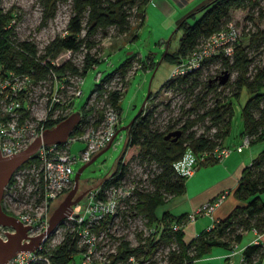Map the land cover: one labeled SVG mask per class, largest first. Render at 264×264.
I'll use <instances>...</instances> for the list:
<instances>
[{"label": "trees", "instance_id": "16d2710c", "mask_svg": "<svg viewBox=\"0 0 264 264\" xmlns=\"http://www.w3.org/2000/svg\"><path fill=\"white\" fill-rule=\"evenodd\" d=\"M146 1L72 0L73 13L68 18L66 33L53 36L44 44L43 51L38 54L32 41L25 38L10 37L8 39L4 37L11 33L12 28L4 26L8 17L0 10V74H4L8 69L31 71L30 68L34 67L32 75L35 78L39 77L47 71V64H50L49 61L43 64L39 58L55 55L63 48H70L74 51L82 46L85 50L80 65L73 63L70 58L63 63L51 65L57 70L66 68L69 73L83 74L88 66L98 59L99 40L96 39L95 34L99 32L101 35H105L108 27L111 26L114 28L115 34L125 32L131 24L129 20L130 6L136 7L133 14L142 20ZM255 1L208 0L202 3L196 9L180 17L177 22V28L181 29L178 45L173 50H164L162 57L171 62L186 57L201 40L224 25L232 7L248 3L254 4ZM44 13L45 16L52 15L54 10L51 9ZM262 40H264V28L249 33V45ZM96 44L97 53L90 50ZM247 47L238 39L233 44L230 53L219 49L218 52L204 56L198 66L169 75L159 88L152 92L154 95L164 88L182 87L194 93V88L202 83L203 89L198 93L195 92L194 102L187 108L188 112H195L193 115H187L179 120H168L160 126L159 121L155 118L156 104H151L140 111L126 126V140L117 158L116 167L111 172L112 177H105L103 183L106 184L107 181L116 180L122 176L129 161L135 157L140 156L142 159L154 160L159 169L152 172L150 176L152 188H142L134 184L132 190V195L135 196L134 202L129 205L133 206L135 212L142 213L147 217L149 227L157 218L163 220V224L158 233L157 228H152V226L147 235H142L139 230L137 242L134 244L129 243L128 239L124 237H119L115 251L108 253L109 264H142L144 261L143 264H154V252L162 245L168 246V248L165 262L160 264H220L209 260L214 246L220 245L231 250L232 242L241 239L244 229H254L257 233L264 231V145L251 157L249 163L242 167L238 180L231 190L238 201L228 213L218 217L209 228H204L195 236L185 240L181 226L184 213L174 216L167 209H163L160 214L156 213L158 204L163 203L170 195L182 193L185 188L186 176L174 170L172 161L180 156L187 146L197 151L211 148L223 142L232 113L230 96H238L242 86H245L249 92L241 104L243 131L249 141L264 138V64H257L250 70L251 56L248 54ZM131 55L95 82L83 105L79 108L80 119L72 130L78 129L87 115V119L93 118L94 120H99L102 117L103 109L98 101L102 84L114 74H118L123 85H126L132 66ZM217 57L223 62L224 67L222 68L229 70V75L234 68L238 69L237 76L232 80L233 92L231 93H225L219 88L224 82L219 83L217 79H212V76L201 77L202 68L208 61ZM146 60H148V65H154L150 55ZM122 91L116 87L110 89L107 99L118 106ZM210 92H212L211 103H207L204 97ZM198 106L202 108L200 111L197 110ZM68 113L56 118H45L44 126H52ZM206 117L210 120L207 130L210 126H215L212 133H196L193 128H190L197 120ZM174 127H180L181 134L176 139L164 137V133ZM34 155L32 153L25 161L30 160ZM216 160H218L216 156H210L202 163ZM67 188L68 186L65 190ZM2 206L5 208L4 205ZM5 210L8 211L6 208ZM175 223L179 225L174 226ZM79 249L81 248L77 244L76 237L67 227L60 241L50 249L52 264H67L72 253ZM131 255H134L138 261L131 260ZM228 256V254H224L225 259ZM263 257L264 244L260 241L248 242L242 248L244 264H264ZM199 258L202 260L195 261Z\"/></svg>", "mask_w": 264, "mask_h": 264}, {"label": "rangeland", "instance_id": "374dc122", "mask_svg": "<svg viewBox=\"0 0 264 264\" xmlns=\"http://www.w3.org/2000/svg\"><path fill=\"white\" fill-rule=\"evenodd\" d=\"M150 7L151 5H145V11L154 10ZM51 9L54 10V13L45 16L44 12H49ZM135 9L136 7L134 5L130 6L129 20L131 24L125 32L115 34L114 28L111 26L108 27L107 34L101 35L99 32L95 34L96 39L99 40V59H97L94 64L88 66L82 74V80L80 82L81 92L79 94L73 93L77 82V75L75 73H70L66 89L62 93L66 97H70L69 106L67 108L68 112L79 109L83 105L91 89L94 87L95 82L99 81V79L107 72L114 69L120 62L132 54V66L129 70L128 81L125 88L122 89L123 91L118 101V107L120 110L119 121L117 123L118 130L111 143L95 155L81 169L76 194L85 186L98 183L116 167L117 158L123 149L127 136L126 127L119 126L121 124H126L134 116L142 104L148 90L151 91L146 97L141 111L151 104H156L155 118L159 121V125L161 126L168 120L174 121L179 120V118H184L187 115H193L195 112H188L187 108L194 102L195 92L198 93L203 89L201 83L194 88V93L189 92L182 87H169L161 89L154 95L152 94V92L156 91L161 83L169 76L173 62L161 58L162 53L166 47H168V49H173L178 45V38L181 29L175 28L176 24L174 23L169 28H161V16L157 13H153L150 14V19H148L147 11L145 21L143 23H138L139 18L135 17L133 14ZM0 10H2V12H4L3 14H6V17H8L6 22L11 20L13 22V29L11 31L13 38H25L32 41L35 44L36 52L40 53L43 51L44 44L48 42L49 39L53 36L66 33L68 18L73 13V4L72 0H0ZM227 20L236 23L238 26L237 32L239 39L243 44L248 46V54L251 56L249 69H253L257 64H264V40L253 42L249 45V33L256 29L264 28V0H256L254 4L248 3L232 7L227 15ZM134 32L136 33L135 35L133 34ZM84 50L85 48L83 46L78 50H71L69 54L70 60H72L73 63L80 65L82 63ZM90 50L97 53V44ZM149 54L152 57L154 65L147 64L148 60L146 59ZM222 67H224V65L220 58L217 57L210 60L204 68H202L201 77L213 76L218 73ZM237 74L238 69L234 68L230 71V75L226 80L228 83H225V81L219 88L225 93L233 92L232 80H234ZM42 87V83L38 84L37 87L33 89L32 94L34 95L40 92ZM248 95L249 92L247 91V88L242 86L238 96H230L232 113L228 131L224 136V142L225 145L229 146L231 149H236L235 146L241 143L245 136L243 131L241 104ZM211 96L212 92L206 95L204 100H206L207 103H211ZM91 100H93V98H91ZM98 101L99 105L104 102V100L101 99V96ZM182 105L183 107L181 108ZM197 108L199 111L202 109L201 106H198ZM209 123L210 120L206 117L197 120L190 128H193L196 133L205 132L210 134L215 130V126H210L207 130V125ZM85 143L84 139H73L70 143V151L78 155L79 150L85 146ZM263 145L264 138L250 140L248 144L242 146L240 153L244 155V158L248 159L252 155H255ZM93 153L94 152H92L90 156ZM222 158L214 162H204L196 165L193 173L186 176L185 188L180 199H187L189 196H193L200 191L202 193L209 191L211 189V184L220 177L224 170ZM84 161L85 160L78 158L76 161L72 162V174ZM158 169L159 166L154 160L142 159L140 156L135 157L126 169L125 183L135 184L142 188H152L153 184L150 181V176L152 175V172H155ZM62 195L57 200L54 199L51 211ZM167 195L169 196L168 193ZM171 196L172 195L167 197L166 200ZM178 196L175 197L178 199ZM22 197L25 198L23 199ZM134 197L135 196L132 195L128 200L122 202L114 215L108 216L104 222H101L104 229L111 236L106 239L109 241H105L98 246V251L100 252L97 251L94 253V259L100 258L104 264H109L110 259L108 253L115 251L119 237H124L128 239L129 243L134 244L137 242V234L139 230L142 235H147L150 233V227L152 226V228H157L158 233L163 224V220L157 218V220L152 222L149 227L147 224V217L142 213L135 212L133 206L129 205L133 204ZM6 198L7 200L12 201L13 204L14 201L12 195L9 198L7 194ZM20 198L27 202L30 196H26V194L22 193ZM166 200H164V203L157 206V212H160L162 208L167 207L169 203H172ZM82 201L83 197H81L77 203H74V207L79 208ZM66 223V226L70 225V222ZM66 226L65 223L59 224L57 228L55 227L49 233L47 237V249H51L60 241L67 229ZM0 228L1 234L3 235L5 229H11V227L7 225H1ZM242 234L243 235L239 241L232 242L231 250H227L220 245L214 246L212 253L209 256V260L220 264H237L239 257L238 247L247 243L246 241L253 235V232L251 229H244ZM249 242H253V240ZM167 248L168 246L162 245L154 252V264L165 262ZM224 254H229L231 256L230 258L225 259ZM79 256V251L74 252L67 264H73L74 259L78 260ZM131 258V260L138 261L134 255H131ZM201 260L202 259L199 258L195 261ZM239 264H242L241 260L239 261Z\"/></svg>", "mask_w": 264, "mask_h": 264}, {"label": "built area", "instance_id": "2783aa9c", "mask_svg": "<svg viewBox=\"0 0 264 264\" xmlns=\"http://www.w3.org/2000/svg\"><path fill=\"white\" fill-rule=\"evenodd\" d=\"M12 25L11 20L4 26L12 28ZM237 30L238 26L234 21L226 20L222 27L201 40L190 54L173 62L169 75L198 66L204 56L218 52L219 49L230 53L233 44L239 39ZM4 37L10 39V37L13 38V34L10 33ZM70 51V48H63L55 55L39 58L43 64L47 61L50 64L46 66L47 71L36 78L32 75L34 67L30 68L31 71L8 69L4 74H0V152L2 154L24 147L45 127V118H56L68 113L70 97L62 93L66 89L69 70L66 68L57 70L51 64L65 62L69 58ZM75 74L77 82L73 93L79 94L82 74ZM121 81L120 75L114 74L102 84L100 96L104 102L100 106L103 109V115L99 120L87 119V115L79 128L71 129L62 141L41 142L34 152V157L21 162L13 170L4 186L1 202L23 223H30L28 234L39 232L47 225L54 199L57 200L72 181V162L78 158L88 159L92 152L108 142L117 128L120 110L107 99V93L115 87L124 89L125 85ZM41 83L43 84L41 91L33 95V89ZM114 135L115 132L111 141ZM244 135L242 142L235 146L237 150L249 143L248 136ZM76 138L84 139L86 142L78 155L70 151V143ZM230 150L231 148L223 143L197 151L187 146L171 164L176 172L188 176L193 173L196 165L207 160L208 157L216 156L221 159ZM126 173L125 170L122 176L116 180H109L105 184L104 178L112 177V174L108 173L98 183L89 186L82 196L81 206L75 208L73 203L70 211L58 223V225L65 223L66 226V222H70V225L66 227L72 231L81 248L78 250L80 256L78 260L74 259L73 264H104L100 258L94 259L98 246L109 241L106 239L111 236L101 222H104L108 216L114 215L120 204L132 196L134 184L125 183ZM22 193L30 196L27 202L23 200L25 197L20 198ZM7 194L9 198L12 195L13 204L12 201L7 200ZM221 197L218 195L212 200L205 201L195 209V212L204 208L211 209ZM212 224H209L207 228ZM174 226L177 224L175 223ZM48 235L49 233L32 249L17 250L5 261V264H52L50 249H47ZM262 262L264 263V257ZM241 263H245L243 258Z\"/></svg>", "mask_w": 264, "mask_h": 264}, {"label": "water", "instance_id": "95a60500", "mask_svg": "<svg viewBox=\"0 0 264 264\" xmlns=\"http://www.w3.org/2000/svg\"><path fill=\"white\" fill-rule=\"evenodd\" d=\"M229 76V70L222 68L218 73L212 76V79H217L219 83L225 82ZM147 91L145 98L138 108L134 116L126 124H121L119 127H126L133 118L141 111L146 97L149 94ZM80 109L71 110L66 116L58 120L52 126L44 127L42 131L36 134L24 147L17 151L2 154L0 152V226L7 225L11 229H5L4 235L1 234L0 228V264H5V261L11 257L17 250L20 249H32L45 235L50 233L63 217L70 211L72 204L77 202L86 191L87 187L76 194L79 173L81 169L100 151L105 149L111 143V137L116 133L118 127L114 130L110 136L108 142L105 145L97 149L88 159H86L81 165L74 170L72 174V183L62 197L55 204L52 211L48 216V222L45 228L34 234H28L30 223H23L14 214L6 211L2 206V195L4 186L9 180L13 170L23 161H25L32 153H34L41 142H59L62 141L69 131L73 128L75 123L80 119ZM181 134L180 127H174L164 133V137L176 139ZM113 161V160H112ZM102 178V177H101ZM100 178V179H101ZM99 179V180H100Z\"/></svg>", "mask_w": 264, "mask_h": 264}, {"label": "crops", "instance_id": "0c3cea01", "mask_svg": "<svg viewBox=\"0 0 264 264\" xmlns=\"http://www.w3.org/2000/svg\"><path fill=\"white\" fill-rule=\"evenodd\" d=\"M206 1L208 0H147L144 4V17L142 18V20H138V23H143L145 21L147 11L148 19H150V14L153 13H157L161 16V28H169L173 23L176 24L175 28H177V22L180 17H182L189 11L196 9ZM145 5H151L150 8L154 10L145 11ZM133 34L135 35L136 33L134 32ZM166 49H168V47H166L165 50ZM222 143L225 144L224 138ZM240 151L241 150L231 149L228 154L223 156L222 159L224 170L220 177L211 184V189L206 193H202L200 191L193 196H189V198L187 199H180V197L182 196V193H180L172 195L168 200H166L172 203H169L167 207L162 208L160 212L163 209H167L174 216L180 213L185 214V216L183 217V223L181 224L183 228V237L185 240H188L191 237L195 236L200 230L207 228L209 224H212L218 217L228 213L233 205L238 201L231 190L238 180L242 167L245 164L249 163L251 157L253 156L252 155L251 157L246 159L244 158V155L240 153ZM218 195L222 197L220 201L216 202L211 209L207 210L206 208H204L201 211L195 212V209L199 205L211 198H215ZM175 196H178L179 198L177 199ZM160 212H157L156 210V213L160 214ZM178 225L179 224H177V226ZM251 231L253 232V235L246 242L248 243L249 241L253 240L260 241L264 244V231L259 233H257L254 229H251ZM245 244H242L240 247H238L239 257L237 264H239V261L242 260V248ZM230 256L231 255H229L227 258H230Z\"/></svg>", "mask_w": 264, "mask_h": 264}]
</instances>
